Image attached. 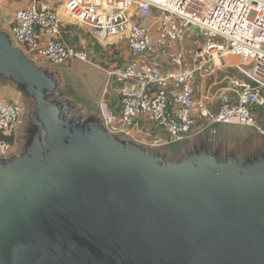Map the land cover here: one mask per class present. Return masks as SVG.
I'll use <instances>...</instances> for the list:
<instances>
[{
	"label": "water",
	"instance_id": "water-1",
	"mask_svg": "<svg viewBox=\"0 0 264 264\" xmlns=\"http://www.w3.org/2000/svg\"><path fill=\"white\" fill-rule=\"evenodd\" d=\"M0 79L39 129L0 161V264H264V154L168 161L72 118L54 73L1 29Z\"/></svg>",
	"mask_w": 264,
	"mask_h": 264
},
{
	"label": "built area",
	"instance_id": "built-area-1",
	"mask_svg": "<svg viewBox=\"0 0 264 264\" xmlns=\"http://www.w3.org/2000/svg\"><path fill=\"white\" fill-rule=\"evenodd\" d=\"M52 1L55 7L50 0H27L7 33L27 57L51 66L74 56L84 59L66 44L69 23L86 26L99 43L125 41L130 60L109 73L119 86V112L104 101L99 104L100 123L110 134L131 137L139 123L147 122L165 133L167 145L181 143L194 128L193 111H198L213 130L218 125L239 126L264 138V124L255 113L264 108V0ZM148 19L152 24H144ZM193 26L204 44L195 51L193 65L185 67L183 43L188 33L197 35ZM152 27L157 28L155 37ZM170 50L174 52L168 55ZM161 57L168 58L170 69H162ZM226 57L241 60L235 68L247 82L236 81L240 90L220 93L216 112L202 103L195 110L196 79L213 73ZM21 115L20 104L0 95V161L13 155L10 141Z\"/></svg>",
	"mask_w": 264,
	"mask_h": 264
},
{
	"label": "rangeland",
	"instance_id": "rangeland-1",
	"mask_svg": "<svg viewBox=\"0 0 264 264\" xmlns=\"http://www.w3.org/2000/svg\"><path fill=\"white\" fill-rule=\"evenodd\" d=\"M57 10L60 17H63L62 9L58 8ZM9 13L11 14L12 12ZM143 22L144 24H152L151 19ZM151 31L155 37L157 28L152 27ZM64 38L73 54H82L84 59L72 57L71 60L75 64L70 68L65 66L67 61L60 66H51L41 58L30 57V59L38 67L58 74L61 77V87L64 93L71 91V93L77 94L87 84L91 83L98 86L99 83H104L107 87L106 96L119 97V86L115 82L114 77L110 76L109 73L120 69L129 62L130 57L127 43L125 41L115 42L116 44L99 43L92 38L86 26L75 23L66 25ZM203 44L204 40L199 35L188 33L183 43V66L191 67L193 65L194 53ZM173 52V50H170L168 55ZM161 59L162 64L160 63V65L162 69H170L171 65L168 58L161 57ZM157 62L159 63V61ZM240 62L239 58L226 57L222 62V66L217 67L213 73L196 79L194 85L195 110H198L199 104L202 103L209 112L214 113L220 105V93L223 91L240 90V87L233 84L236 81L239 85L247 82V79L233 66ZM6 83L12 85L18 93L19 99L16 103L20 104L22 108V115L14 127V137L10 141L14 149L12 154L19 156L23 153L25 145L26 135L24 128L31 120L35 104L32 99L24 94L22 88H18L8 81ZM106 101L107 98L105 97L104 102ZM106 104L111 109V106L107 102ZM95 109L96 118L100 123L99 107L96 105ZM258 111L259 115L264 117V108H259ZM74 115L75 112L72 111L70 117L73 118ZM117 137L122 141L133 142L144 149L157 152L168 161L181 159L185 153L195 149V146L199 143L205 145L208 143L207 145L212 146L215 151H219L221 154L233 155L240 163H243L249 156L261 155L264 152V138L254 133L251 129L239 126L218 125L213 130L204 118H195L194 128L181 143L167 145L168 138L165 133L155 125L147 122L139 123L135 134L131 137Z\"/></svg>",
	"mask_w": 264,
	"mask_h": 264
},
{
	"label": "crops",
	"instance_id": "crops-1",
	"mask_svg": "<svg viewBox=\"0 0 264 264\" xmlns=\"http://www.w3.org/2000/svg\"><path fill=\"white\" fill-rule=\"evenodd\" d=\"M27 3V0H0V29L4 32H8V24L13 20V16L18 9L24 7ZM50 5H54V2L50 0ZM55 7V5H54ZM9 12H12L11 14ZM129 54V52H128ZM75 63L71 59L67 60L65 63L66 67H72ZM238 64V63H237ZM233 65L234 68L237 65ZM61 78V77H60ZM7 81L0 79V95L9 101L16 102L19 99L18 93L13 88L12 85L6 83ZM196 82V81H195ZM195 85V83H194ZM107 87L103 83L99 85L87 84V86L76 93L67 92L65 93V98L74 103L76 106L74 112L75 115L73 118L86 119L92 117L96 118V109L95 106L99 107L101 101H104L105 97L107 98V103L111 106L112 110L119 112L120 104L119 97L114 98L109 95L106 96ZM259 109H255L256 116L258 120L264 124V117L259 115ZM193 115L196 119H200L198 111H193ZM100 116V112H99ZM143 123V122H142Z\"/></svg>",
	"mask_w": 264,
	"mask_h": 264
},
{
	"label": "flooded vegetation",
	"instance_id": "flooded-vegetation-1",
	"mask_svg": "<svg viewBox=\"0 0 264 264\" xmlns=\"http://www.w3.org/2000/svg\"><path fill=\"white\" fill-rule=\"evenodd\" d=\"M54 79L57 81V83H58V89L60 90L62 96L65 98V93H64V91H63V89H62V87H61L62 82H61V78H60V76H58V74H55V73H54ZM51 99H54V98H51ZM31 115H32V114H31ZM37 130L39 131V129L37 128V126L34 125V123H33V119H32V116H31V120L26 124V126H25V128H24V132H25V135H26L25 144H26V142H27V141H28L33 135L36 134ZM207 144H208V143H207ZM207 144L205 145V144H203V143H199L197 146H195V149H193V150H195V151H197V150L200 151L201 148H206L208 151L215 153V154H216L218 157H220L221 159H224V158H226V157L228 156V155H226V154H221L219 151H215V150L213 149L212 146H209V145H207ZM262 154H264V152H263ZM262 154H261V155H262ZM15 156H16L15 154L12 155V157H15ZM258 156H260V155H257V156H249V157L246 158V160H247V159L254 158V157H258ZM12 157H11V158H12ZM172 160H175V159H172Z\"/></svg>",
	"mask_w": 264,
	"mask_h": 264
}]
</instances>
